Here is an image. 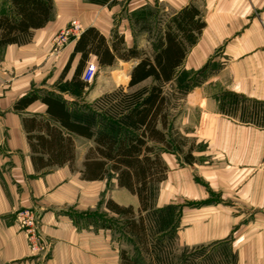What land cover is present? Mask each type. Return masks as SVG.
Instances as JSON below:
<instances>
[{"label":"crops","instance_id":"obj_1","mask_svg":"<svg viewBox=\"0 0 264 264\" xmlns=\"http://www.w3.org/2000/svg\"><path fill=\"white\" fill-rule=\"evenodd\" d=\"M10 7V0H0V16ZM187 7L205 22L196 42L184 40L181 69L197 83L176 102L174 129L183 149L163 150L168 171L153 206L179 208V247L203 246L208 256H222L214 249L226 246L237 264H264V0H109L102 5L53 0L45 27L34 29L26 43L7 45L0 59V264H121L115 230L96 225L92 216L101 210L120 218L107 207L109 200L133 207L136 217L145 214L138 194L120 186L114 174L83 178L95 141L80 135L73 136V163L37 171L28 130L45 132L29 121L46 120L47 105L40 99L19 110L14 105L33 89L59 92L79 36L58 51L52 41L73 18L83 31L95 27L111 49L123 37L120 50L135 47L141 55L130 60L117 55L112 65L102 66L91 53L81 78L86 64L94 62L98 71L109 69L108 81L90 82L82 98L62 93L66 99L93 103L120 87L133 91L146 84L151 79L128 88L132 69L160 51L166 32H177L174 19ZM81 56L75 55L64 80L73 76ZM189 152L191 162L185 159ZM22 207L40 214L41 236L50 244L45 254L30 252L16 221Z\"/></svg>","mask_w":264,"mask_h":264},{"label":"trees","instance_id":"obj_2","mask_svg":"<svg viewBox=\"0 0 264 264\" xmlns=\"http://www.w3.org/2000/svg\"><path fill=\"white\" fill-rule=\"evenodd\" d=\"M91 1L102 5L109 0ZM10 3V9L0 16V59L7 45L30 41L33 30L45 27L54 10L53 0H10ZM199 15L194 7H187L174 19L177 32H166L160 51L144 57L134 66L128 88L151 79L147 85L133 91L120 87L90 104L78 99H66L62 93L82 98L83 91L89 87L90 84L81 78V72L91 53L98 56L102 66L112 65L117 55L125 60L141 55L135 47L121 51L123 37H118L111 49L107 37L101 35L95 27H89L79 35L74 53L61 74L57 85L59 92L33 89L14 105L19 110L38 99L47 105L46 120L29 121L32 128L38 126L40 132H45L32 134L34 129L28 130L37 171L64 165L66 162L73 163L76 155L73 136L94 139L95 145L89 150L84 163L83 178L103 179L114 174L120 186L138 194L146 215L140 213L137 219L131 206H120L109 200L107 207L124 219L123 230L138 237L146 249L155 251L157 257L164 253L165 244L159 241L152 246L147 234V218H155L159 222L160 232L169 231L173 223L175 225V218L177 220L179 217L177 206L155 209L153 204L158 185L164 181L168 171L162 159L163 150L177 153L183 149L182 137L174 129L172 109L197 83L195 77L181 67L187 53L184 40L190 44L196 42L205 25ZM79 52L82 56L73 76L64 80L71 62ZM190 153L185 156L188 162L193 159ZM100 227L110 226L103 224ZM176 227H172L174 233ZM207 249L203 246L186 248L191 254L185 261L196 264L203 258L204 261H201H207V264H237L236 254L228 247L225 246L223 256H219L222 262H217L214 256H208ZM121 264H139V261L130 258L127 251L123 250Z\"/></svg>","mask_w":264,"mask_h":264},{"label":"rangeland","instance_id":"obj_3","mask_svg":"<svg viewBox=\"0 0 264 264\" xmlns=\"http://www.w3.org/2000/svg\"><path fill=\"white\" fill-rule=\"evenodd\" d=\"M108 74H109V69H105V68L99 69V71L97 72L95 76V80L91 82V85H94L97 80L101 81L102 84H104L106 81H108ZM149 83H151V80L147 81V83L143 85H147ZM172 111L174 113V109ZM157 191H158V188H157ZM177 213H178V210L176 214ZM108 215L109 214H106V212L100 210V211H95L92 218L96 225L101 226L104 224L106 226L108 225L111 226L115 230L114 234L118 242H120V245L122 246V249H121L122 252L123 250H126L130 258L139 261V264H192V263H189L188 261H185L186 258L190 256L191 251H188L186 250V248H183L181 246L179 247V245L177 244L176 234L173 232V229L175 228V226H177L176 218L174 221L175 225L174 223L172 225L173 229L171 227L169 231L166 230V231H160V232H158L159 222H157L155 218H151V219L147 218V234L149 235V241L153 243L152 246H154V244H156L159 241H162L163 244H165L164 253H161L159 255V257L160 258L163 257V259L162 260L160 259L159 261V257L155 255V251H152V252L149 251L148 249H146V246H144V244L139 241L138 237L136 238L134 235H131L130 233L123 230L122 220L124 219H121L117 216H113L111 214L110 216ZM138 216L139 215H137V217L135 218L137 219ZM152 246H150L151 250L153 249ZM207 250L209 251V249ZM214 252L223 253L224 250L222 248L214 249ZM214 257L217 262H222L220 260L221 257H219V255H215ZM199 262H202V261L199 259L196 264H199ZM201 264H207V263L202 262Z\"/></svg>","mask_w":264,"mask_h":264},{"label":"built area","instance_id":"obj_4","mask_svg":"<svg viewBox=\"0 0 264 264\" xmlns=\"http://www.w3.org/2000/svg\"><path fill=\"white\" fill-rule=\"evenodd\" d=\"M83 30L82 23L77 18H73L67 27L60 30V32L53 37V50H60V48L70 40L79 36ZM86 65L82 78L90 83L94 80L98 72V66L94 62H89ZM16 221L20 231L24 233L25 238H27L30 252H32L34 256L45 254L50 244L41 236L39 224L40 214L38 210L34 207H22L16 214Z\"/></svg>","mask_w":264,"mask_h":264}]
</instances>
